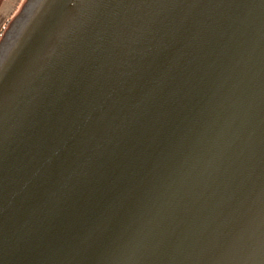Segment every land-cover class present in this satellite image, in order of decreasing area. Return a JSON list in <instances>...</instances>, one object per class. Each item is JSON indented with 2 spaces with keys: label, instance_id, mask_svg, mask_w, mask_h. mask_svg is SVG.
Instances as JSON below:
<instances>
[{
  "label": "water",
  "instance_id": "obj_1",
  "mask_svg": "<svg viewBox=\"0 0 264 264\" xmlns=\"http://www.w3.org/2000/svg\"><path fill=\"white\" fill-rule=\"evenodd\" d=\"M0 264H264V0H23Z\"/></svg>",
  "mask_w": 264,
  "mask_h": 264
},
{
  "label": "crops",
  "instance_id": "obj_2",
  "mask_svg": "<svg viewBox=\"0 0 264 264\" xmlns=\"http://www.w3.org/2000/svg\"><path fill=\"white\" fill-rule=\"evenodd\" d=\"M23 0H4L0 6V34L4 26L17 12Z\"/></svg>",
  "mask_w": 264,
  "mask_h": 264
},
{
  "label": "trees",
  "instance_id": "obj_3",
  "mask_svg": "<svg viewBox=\"0 0 264 264\" xmlns=\"http://www.w3.org/2000/svg\"><path fill=\"white\" fill-rule=\"evenodd\" d=\"M3 1H4V0H0V6H1V4L3 3Z\"/></svg>",
  "mask_w": 264,
  "mask_h": 264
}]
</instances>
